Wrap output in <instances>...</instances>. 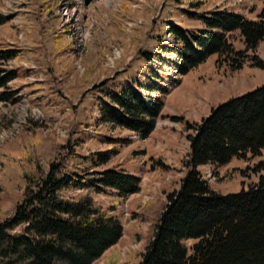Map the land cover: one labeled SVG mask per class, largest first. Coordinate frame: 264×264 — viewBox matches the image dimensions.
<instances>
[{"label":"rangeland","instance_id":"obj_1","mask_svg":"<svg viewBox=\"0 0 264 264\" xmlns=\"http://www.w3.org/2000/svg\"><path fill=\"white\" fill-rule=\"evenodd\" d=\"M199 1L207 7L189 8L188 3ZM263 8L264 0H0V51L20 53L0 62V71L14 75L0 88V97L15 92L10 100L0 98V147L20 134L39 135L86 156L103 152L109 165L96 170L116 168L140 179L138 194L121 199L108 189L99 198L107 213L121 221L123 232L98 264L141 261L155 211L188 171L189 127L219 104L264 85V42L245 53L239 70L211 56L181 76L177 51L182 46L172 43L168 29L199 31L204 25L198 16L215 11L257 20ZM232 43L236 50L245 49L237 32ZM127 84L162 103L147 138L100 121L96 96ZM259 162H264V150L199 171L212 190L235 194L257 182ZM229 170L238 176H226ZM6 199L0 191V207Z\"/></svg>","mask_w":264,"mask_h":264},{"label":"trees","instance_id":"obj_2","mask_svg":"<svg viewBox=\"0 0 264 264\" xmlns=\"http://www.w3.org/2000/svg\"><path fill=\"white\" fill-rule=\"evenodd\" d=\"M207 5L188 3L196 11ZM198 17L204 25L199 31L169 29L173 43L182 46L177 51L181 76L211 56L239 70L245 53L264 42V8L257 20L228 11ZM236 32L245 47L242 51L232 43ZM32 54L36 53H28ZM19 55L0 51V62ZM257 66L262 67L259 62ZM13 78V73L0 71V88ZM14 94L6 92L0 98L7 101ZM96 106L101 122L142 139L153 132L162 110V103L130 84L118 92H101ZM189 129L193 135L189 136L188 171L179 189L155 211L138 264H264V162L254 169L260 173L257 182L235 194L212 190L199 171L207 165L224 166L234 158L260 156L264 85L212 108ZM96 154L86 156L71 145H55L27 133L0 147V191L7 194L0 207V264H98L119 242L121 221L107 213L99 198L108 189L121 199L138 194L140 179L116 168L96 170L109 165L108 155ZM236 172L226 171V176H238ZM73 189L80 192L68 195ZM10 210L11 215L5 216Z\"/></svg>","mask_w":264,"mask_h":264}]
</instances>
